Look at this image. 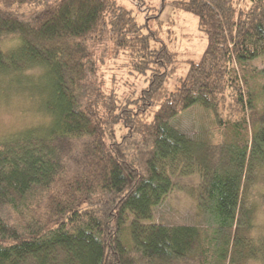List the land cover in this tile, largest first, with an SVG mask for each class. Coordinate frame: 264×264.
I'll return each mask as SVG.
<instances>
[{
	"label": "trees",
	"instance_id": "trees-1",
	"mask_svg": "<svg viewBox=\"0 0 264 264\" xmlns=\"http://www.w3.org/2000/svg\"><path fill=\"white\" fill-rule=\"evenodd\" d=\"M159 1L138 0L147 11L140 21L118 0H0V76L23 78L27 90L34 83L51 117L41 131L0 140V264L246 256L228 257V248L232 228L251 225L243 193L264 165V94L260 106L248 63L264 54V0ZM166 4L196 15L206 36L174 87L167 80L180 52L170 27L168 41L160 35ZM108 56L148 73L146 86L136 95L109 87ZM194 103L212 110L231 142L194 139L170 124ZM174 174L200 177L203 218L145 222Z\"/></svg>",
	"mask_w": 264,
	"mask_h": 264
},
{
	"label": "rangeland",
	"instance_id": "rangeland-1",
	"mask_svg": "<svg viewBox=\"0 0 264 264\" xmlns=\"http://www.w3.org/2000/svg\"><path fill=\"white\" fill-rule=\"evenodd\" d=\"M118 1L130 7L139 20L144 19L147 11L143 9L144 6L138 5V0ZM146 1V3L159 7V0ZM160 17L164 28L160 31V35L164 41H168L166 29L170 27L173 31L174 45L180 52L179 67L167 80L169 87H174L179 77L186 71V64H188L186 59H198L201 56L206 44V36L198 27L196 15L192 13L175 10L166 4L162 8ZM248 63L254 67V71L256 70L254 72L255 83L261 106V94H264V70L260 73L258 70L264 66V54L248 60ZM106 71L108 86L121 95L130 93L136 95L149 80L148 73H136L129 69L122 56L119 58L108 56ZM25 84L26 81L23 78L10 79L8 76L4 78L0 76V140L17 135L27 128L41 131L50 123V115L40 106L41 99L32 94L37 91L36 85L32 83L27 90L23 88V86L26 87ZM170 124L194 139L211 143L231 142L228 136L222 133L224 128L217 125L212 110L200 103H194L174 115L170 119ZM257 165L253 170V179L245 187L243 193L244 205L246 209H250L251 225H240L237 228L234 226L228 248V257H237L241 252L246 256H242L240 260L230 261L228 259L224 263L220 260L218 264H264V165L260 163ZM173 180V189L160 204L154 207L152 219L145 220V222L197 223L201 221L203 217L197 201L201 192L200 177L197 174L184 176L174 174ZM242 237L244 245L239 243ZM222 247L223 244L220 249ZM251 251L255 254L250 255Z\"/></svg>",
	"mask_w": 264,
	"mask_h": 264
}]
</instances>
